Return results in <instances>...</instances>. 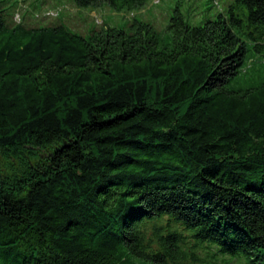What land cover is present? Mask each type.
Returning <instances> with one entry per match:
<instances>
[{
    "label": "trees",
    "instance_id": "trees-1",
    "mask_svg": "<svg viewBox=\"0 0 264 264\" xmlns=\"http://www.w3.org/2000/svg\"><path fill=\"white\" fill-rule=\"evenodd\" d=\"M7 5L0 264H264V79L231 87L264 57V0L201 26L176 9L165 34L134 16L82 35Z\"/></svg>",
    "mask_w": 264,
    "mask_h": 264
},
{
    "label": "rangeland",
    "instance_id": "rangeland-1",
    "mask_svg": "<svg viewBox=\"0 0 264 264\" xmlns=\"http://www.w3.org/2000/svg\"><path fill=\"white\" fill-rule=\"evenodd\" d=\"M16 5L14 17L33 23H47L62 20L75 32L82 35L106 23L123 27L134 16L151 23L159 32L166 29L178 9L191 26H201L214 19L219 13H226L234 0H148L139 10L116 12L108 5L98 8L79 9L71 0H3ZM58 13L57 17L56 14ZM52 16V17H49ZM264 79V57L250 53L244 69L231 85L232 88H246ZM205 264V263H203Z\"/></svg>",
    "mask_w": 264,
    "mask_h": 264
}]
</instances>
